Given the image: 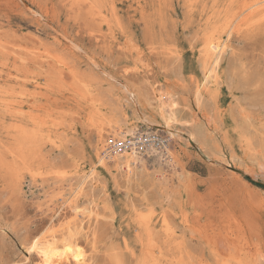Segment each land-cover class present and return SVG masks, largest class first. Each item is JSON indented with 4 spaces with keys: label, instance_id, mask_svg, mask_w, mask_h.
<instances>
[{
    "label": "rangeland",
    "instance_id": "374dc122",
    "mask_svg": "<svg viewBox=\"0 0 264 264\" xmlns=\"http://www.w3.org/2000/svg\"><path fill=\"white\" fill-rule=\"evenodd\" d=\"M251 1L0 0V264H264ZM119 121L169 140L172 163L102 166Z\"/></svg>",
    "mask_w": 264,
    "mask_h": 264
},
{
    "label": "bare ground",
    "instance_id": "6f19581e",
    "mask_svg": "<svg viewBox=\"0 0 264 264\" xmlns=\"http://www.w3.org/2000/svg\"><path fill=\"white\" fill-rule=\"evenodd\" d=\"M252 6L250 7H253V10L252 8L250 9L249 7V11L252 10L251 12L249 13H259V12H262L264 11V0H252ZM91 4V3H90ZM78 6V5H77ZM81 6V5H80ZM77 10V9H76ZM94 11V10H93ZM95 12V11H94ZM232 12V11H231ZM210 13V12H209ZM245 14V13H244ZM262 14V13H260ZM247 16V15H246ZM263 16V15H262ZM261 16V17H262ZM240 21V20H239ZM96 22V21H95ZM264 22V21H263ZM258 24V23H257ZM233 25V24H232ZM241 27V26H240ZM239 27V28H240ZM215 31V30H214ZM227 41V40H226ZM216 42V41H215ZM213 43V42H212ZM155 44V43H154ZM165 44V43H164ZM211 42H208L207 45H206V52H207V56H208V52L211 50ZM214 45V44H213ZM212 45V46H213ZM218 45L216 46H213L212 47V51H214L216 49ZM152 47V46H151ZM218 47H223L220 43H219V46ZM219 50V48H218ZM223 51V50H221ZM205 52V53H206ZM219 53V52H218ZM223 53V52H222ZM154 54V53H153ZM206 55V54H205ZM216 56V55H215ZM215 58V57H214ZM213 62V61H212ZM217 65V64H216ZM212 68V67H211ZM210 71V70H209ZM211 71H213V69H211ZM206 75V74H205ZM208 77V76H207ZM205 80V79H204ZM202 83V82H201ZM131 99L133 97H130ZM99 103V102H98ZM7 105V104H6ZM197 107V105H196ZM17 110V109H16ZM109 111V110H108ZM97 116V115H96ZM103 116V115H102ZM161 117V120H162V124H163V128H164V131L168 134V135H171V131L168 129L169 128V122L170 120L167 119V114L166 112L161 109V112H160V116ZM101 119V118H100ZM107 119V118H106ZM98 120V119H97ZM145 121V120H144ZM146 122V121H145ZM174 122V121H172ZM109 129H110V132H111V139L109 141H105L103 143V148H104V155H102V158L103 159V162H101L102 166H104L105 164L107 163H110V162H115L117 164V171H119L120 169H122L124 172H125V175L127 178L130 177L131 175V170L133 167H136L137 165H139L141 167V164L143 163L141 160V157L139 156L138 154V149L137 146L138 144H142L145 143V142H139V141H142L143 139H147V138H151V135L149 133H145V138H143V135L139 133V131H137L134 127L130 129H127L126 131H124L122 128H121V123L119 121V123H116V122H106ZM148 123V122H147ZM149 126V125H148ZM158 126V125H157ZM161 126V125H160ZM173 128V127H172ZM160 129V128H159ZM150 130V129H149ZM155 131V130H154ZM29 132V131H28ZM34 132V131H33ZM173 133V131H172ZM176 133V132H175ZM25 136V135H24ZM23 136V137H24ZM26 137V136H25ZM28 137V136H27ZM38 137V136H37ZM99 137L102 139L103 137L99 135ZM153 137V136H152ZM19 138L21 139V136H19ZM29 138V137H28ZM39 138V137H38ZM169 138V137H168ZM22 139H25L26 138H22ZM152 139V138H151ZM167 139V138H165ZM17 140V139H16ZM15 140V141H16ZM19 140V139H18ZM103 140V139H102ZM173 140V139H172ZM42 141V140H41ZM101 141V140H100ZM148 141V140H147ZM21 142L24 143V140H21ZM150 142V140H149ZM17 143V142H16ZM14 145V144H13ZM22 145V144H21ZM27 145V144H26ZM45 145V144H44ZM43 145V146H44ZM29 146V145H28ZM66 147V146H65ZM17 147H15L14 149L16 150ZM28 148V147H26ZM17 150L19 151V149L17 148ZM21 150V149H20ZM2 151V150H1ZM147 153L149 154H157L158 155V158L160 159V161H164L165 163L167 164H171L172 163V154L170 152V149H169V140H164L162 141V145L160 146V149L157 150L153 144H149L148 145V149H147ZM14 152V151H13ZM144 152V151H143ZM21 153V152H20ZM19 155V154H18ZM36 156V155H35ZM16 157V156H15ZM14 157V158H15ZM22 157V156H21ZM17 158V157H16ZM162 159V160H161ZM102 161V160H101ZM15 164V163H14ZM25 165V164H24ZM17 166V165H15ZM28 166V165H27ZM11 167V166H10ZM22 167V166H21ZM7 168V167H6ZM12 170V168H10ZM171 169V168H170ZM15 170V169H13ZM12 170V171H13ZM9 171V170H8ZM257 171L259 174L261 175H264V160L262 163H259L258 166H257ZM27 172V171H26ZM9 174V173H8ZM16 174V173H15ZM251 175V174H250ZM10 177V176H9ZM84 178V177H83ZM18 184V183H17ZM19 185V184H18ZM17 185V187H19ZM21 189V188H20ZM21 191V190H20ZM23 191V190H22ZM75 191V190H74ZM17 192V191H16ZM76 192V191H75ZM16 194V193H15ZM75 194V193H74ZM22 195V194H21ZM18 196V194H17ZM66 204H67V207L69 209H71L72 211V222L71 224H74V222H77L78 220H80L84 214V212H81L80 209L77 210V204H76V197L72 198V199H69V200H66ZM94 214V213H93ZM104 214V213H103ZM112 214V213H111ZM55 216V214H54ZM71 217V216H70ZM99 217V216H98ZM113 217V216H112ZM84 219V218H83ZM107 221V220H106ZM146 221V220H145ZM68 223V222H67ZM107 223V222H106ZM148 223V222H147ZM79 225V224H78ZM154 230V229H153ZM206 236V235H205ZM32 243V242H31ZM211 243V242H210ZM184 246V245H183ZM120 247V246H119ZM234 247V246H233ZM214 248V247H213ZM219 248V247H218ZM31 249V247H30ZM184 249V248H183ZM219 249H222V248H219ZM218 249V250H219ZM250 250V249H249ZM29 251V250H28ZM177 251V250H176ZM223 251V250H222ZM27 252V251H26ZM218 252V251H217ZM227 252V251H226ZM248 252V250H247ZM250 252V251H249ZM177 253V252H176ZM260 253V252H259ZM219 254V253H218ZM249 254V253H248ZM251 254V253H250ZM262 252L261 254L258 256L259 259H262ZM250 256V255H249ZM252 256V255H251ZM25 259V258H24ZM116 259V258H115ZM187 260V259H186ZM114 261V260H113ZM112 261V262H113ZM117 261L118 258H117ZM116 261V262H117ZM166 261V260H165ZM83 262V261H82ZM115 262V261H114ZM113 262V264H115ZM121 262V260H120ZM118 262V263H120ZM84 263V262H83ZM117 263V264H118ZM122 264H124L122 262Z\"/></svg>",
    "mask_w": 264,
    "mask_h": 264
},
{
    "label": "built area",
    "instance_id": "2783aa9c",
    "mask_svg": "<svg viewBox=\"0 0 264 264\" xmlns=\"http://www.w3.org/2000/svg\"><path fill=\"white\" fill-rule=\"evenodd\" d=\"M162 137L163 136H161L160 134H158L155 137H153L150 142L143 143V145H140V147H139L140 151L141 150L144 151L145 149H148V145L150 143L151 144L154 143V145L159 146L160 144H162V141L164 140Z\"/></svg>",
    "mask_w": 264,
    "mask_h": 264
},
{
    "label": "snow or ice",
    "instance_id": "6c2138e0",
    "mask_svg": "<svg viewBox=\"0 0 264 264\" xmlns=\"http://www.w3.org/2000/svg\"><path fill=\"white\" fill-rule=\"evenodd\" d=\"M36 248H37V244L34 242L33 245H32V250L35 251ZM65 251H66V252H70L71 249H65ZM76 251H77V252H80V251H82V250H81V249H77ZM42 254H43V253H42ZM79 258H80L79 256L76 257V259H79Z\"/></svg>",
    "mask_w": 264,
    "mask_h": 264
}]
</instances>
